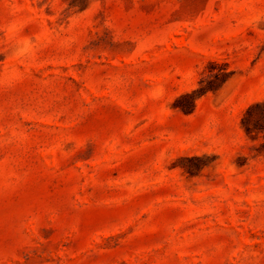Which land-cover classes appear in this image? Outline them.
Here are the masks:
<instances>
[{"label":"rangeland","instance_id":"rangeland-1","mask_svg":"<svg viewBox=\"0 0 264 264\" xmlns=\"http://www.w3.org/2000/svg\"><path fill=\"white\" fill-rule=\"evenodd\" d=\"M263 101L264 0H0V264H264Z\"/></svg>","mask_w":264,"mask_h":264},{"label":"trees","instance_id":"trees-1","mask_svg":"<svg viewBox=\"0 0 264 264\" xmlns=\"http://www.w3.org/2000/svg\"><path fill=\"white\" fill-rule=\"evenodd\" d=\"M263 104H264V101H263ZM250 109V108H249ZM249 109L246 111V113H248Z\"/></svg>","mask_w":264,"mask_h":264}]
</instances>
